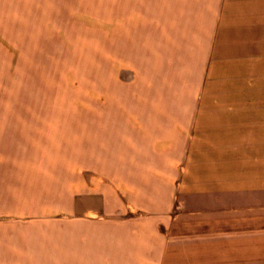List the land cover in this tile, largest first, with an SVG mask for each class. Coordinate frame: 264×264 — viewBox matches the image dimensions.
<instances>
[{"label":"rangeland","instance_id":"374dc122","mask_svg":"<svg viewBox=\"0 0 264 264\" xmlns=\"http://www.w3.org/2000/svg\"><path fill=\"white\" fill-rule=\"evenodd\" d=\"M157 13V0H0V264H109L88 234L146 214L158 174L182 170L167 121L227 86L164 66Z\"/></svg>","mask_w":264,"mask_h":264},{"label":"crops","instance_id":"0c3cea01","mask_svg":"<svg viewBox=\"0 0 264 264\" xmlns=\"http://www.w3.org/2000/svg\"><path fill=\"white\" fill-rule=\"evenodd\" d=\"M157 10L164 66L207 69L227 89L196 94L200 108L167 121L168 162L182 170L158 174L163 194L146 214L87 232L91 251L109 264H264V0H157Z\"/></svg>","mask_w":264,"mask_h":264}]
</instances>
